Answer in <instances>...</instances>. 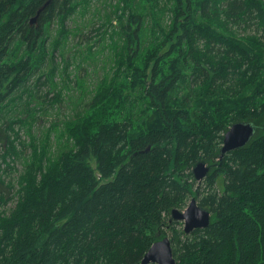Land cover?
<instances>
[{"label": "trees", "instance_id": "16d2710c", "mask_svg": "<svg viewBox=\"0 0 264 264\" xmlns=\"http://www.w3.org/2000/svg\"><path fill=\"white\" fill-rule=\"evenodd\" d=\"M95 1L0 0V114L30 94L35 74L58 73L52 61L70 36L68 19ZM171 2L168 24L158 0L108 3L110 30L98 32L113 52L111 78L65 122L66 148L52 147L51 123L36 136L28 112L0 130L8 189L0 264H141L164 236L176 264H264V0ZM148 24L152 37L143 40ZM239 121L253 124V136L220 157L224 133ZM198 161L209 170L194 190ZM190 197L211 220L185 233L170 212Z\"/></svg>", "mask_w": 264, "mask_h": 264}, {"label": "rangeland", "instance_id": "374dc122", "mask_svg": "<svg viewBox=\"0 0 264 264\" xmlns=\"http://www.w3.org/2000/svg\"><path fill=\"white\" fill-rule=\"evenodd\" d=\"M104 1L96 0L94 5L85 14L81 11L75 12L68 19L66 26L72 27L70 36L66 42H63L62 39L58 47L59 50L54 51V59L52 61V64L58 67V73L52 79L47 78L45 80V76H48V74H43L40 79L38 78L39 74H35L29 80L28 90L31 91L29 94L31 96L30 99L27 93L20 92L14 101H10L3 108L0 114V130L2 132L5 129L7 121L9 122L15 117H24L28 112L30 114L29 123L34 124L32 132L36 136L40 137L51 123L55 126L54 136L51 138L52 147L55 150L66 148L69 143L64 133L65 122L69 121L70 117L87 110V104L93 95L95 85L101 78L110 75L107 73L112 62L111 57L113 52L102 44L103 40L106 41L107 39L102 40L98 32L99 27L110 30V26L107 23L103 24L105 20L103 18L110 11L108 3L112 0H106V5ZM158 1L162 9L164 4L167 5V9L164 8V10L159 11V18L163 24H168L172 16V2L171 0ZM170 7L171 10H169ZM109 14L113 17L111 12ZM33 23H36V21ZM56 27L55 23H51V25L47 24L46 43L50 50L55 45L53 40L57 38ZM254 29V25H251L243 31L252 32ZM144 32L142 36L143 40H149L152 37L150 24L144 27ZM90 47L92 48L90 49ZM66 59L68 60V66L64 67L63 61ZM110 78L111 76H109ZM27 100L31 102V109L28 111L26 109H28L29 105H25ZM18 125H15V130L18 128ZM19 135L27 141L24 126L21 127ZM2 145L3 141L0 139V150ZM21 168L20 162H17L16 169ZM16 172L15 170L4 172L2 178L6 181L8 178H13ZM204 178L200 181L195 180L194 190L198 185L199 188L203 187ZM7 190L6 184L0 182V194L6 196ZM190 199L191 197L186 204L189 203ZM11 203L9 201L7 205L10 206ZM0 205L2 206L3 204ZM179 224V227L183 228V222L179 221Z\"/></svg>", "mask_w": 264, "mask_h": 264}, {"label": "water", "instance_id": "95a60500", "mask_svg": "<svg viewBox=\"0 0 264 264\" xmlns=\"http://www.w3.org/2000/svg\"><path fill=\"white\" fill-rule=\"evenodd\" d=\"M46 5V4H45ZM44 5V6H45ZM42 6V8L44 7ZM40 8L36 15L30 18L33 23L38 17ZM254 126L250 122H234L223 135L222 145L220 147V157L224 153L244 146L254 134ZM209 167L203 161H198L192 168L195 180H202ZM171 218L183 222V231L190 233L196 228H205L211 220V212L199 205L198 200L192 197L184 209L174 208L170 212ZM176 264V260L172 254L170 239L164 236L153 242L148 250L144 253L141 264Z\"/></svg>", "mask_w": 264, "mask_h": 264}]
</instances>
